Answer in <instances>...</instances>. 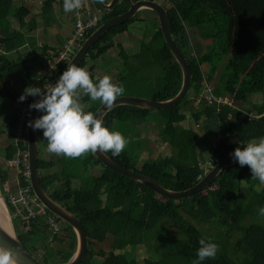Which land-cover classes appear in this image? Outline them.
Segmentation results:
<instances>
[{"label":"trees","instance_id":"16d2710c","mask_svg":"<svg viewBox=\"0 0 264 264\" xmlns=\"http://www.w3.org/2000/svg\"><path fill=\"white\" fill-rule=\"evenodd\" d=\"M97 1L98 10L94 7V1H90V4L86 2L90 13L101 9L106 15L95 29L86 33L84 41L100 26L126 13L130 8L128 0L121 4L119 0H115L109 8L106 6L110 3ZM152 1L166 9L174 43L191 67L189 94H192V99L189 103L188 95L182 103L184 106L180 104L165 111L117 107L108 112L103 120L104 125L112 130L115 124H122L126 120H147L151 115L160 116L164 125L157 137L163 147L169 145L173 149L171 157L149 160L136 168L133 159L124 150L116 156L111 151L107 154L124 168L148 176L168 190L185 191L200 181L203 176L202 163H209L213 168L231 157L230 153L239 146V143L233 144L232 139L246 144L264 137V101L256 103L259 96L264 99V0ZM55 2L56 0H46L42 9V17L46 16V21L43 22L47 27L52 25L50 13ZM14 3L15 0H0V50L4 53V56H0V80L6 75L15 74L21 68L19 63H11L5 55L22 48L26 33L36 30L39 25L37 17L27 21L32 12L22 4L13 14ZM10 20L17 23L19 31L11 30ZM154 20L143 37L146 46L156 48L155 45L159 43L150 52L149 62L138 53L125 61L113 59L119 64L113 82L123 85L122 95H149L144 90V86H147L152 90L149 100L164 101L173 98L180 91L182 72L164 41L158 19ZM134 21L133 18L110 29L84 57L79 67L85 68L94 79L95 66L89 62H95L112 50L115 46L114 39L124 35ZM195 28L201 31L204 40L214 42V51L196 56L192 54L191 51L195 50L191 47L189 30ZM57 52L58 50L45 47L42 55L49 57ZM76 53L77 51L74 55ZM254 65L259 69L255 75L261 76L262 85L248 92L244 103L252 106L255 117L251 116L249 110H233L228 105L219 106L216 103L211 106L202 103L199 113L192 109L191 103L200 98L206 84L213 86L214 97H228L230 101L234 99ZM65 67L66 65L59 66L57 75L60 76ZM105 72L108 73L107 70ZM47 81L45 78L30 80L28 86L43 88ZM9 96L19 104L25 102H20L10 91L5 92V95L0 93V100ZM80 103L84 111L93 114L102 104L100 100L92 101L83 91L80 93ZM182 106L188 108V111L184 112ZM189 116H192L197 125L204 117L203 128L211 139L206 135V139L200 141L196 129L184 128L183 124ZM16 119L17 116L4 124L9 135L14 132ZM41 136L44 139L42 130ZM201 142L212 144L213 146H209L211 151L206 150L208 148L205 143L201 146ZM199 147L203 149L201 152L198 151ZM87 153L83 162L85 171L90 167H101V173L97 177L90 176L83 186L74 188L71 185L74 176L69 174L61 190H55L52 194L47 192L55 202L77 216L84 226L90 249L83 264H140L136 255L142 247L148 252L157 253V258L149 256L144 264H193L201 238L218 245L216 256L205 259L202 264H264V217L258 215V209L264 206V186L252 178L247 165L240 167L238 164L225 169L206 191L177 201L157 196L147 187L104 167L92 152ZM15 154L16 148L9 144L5 149V161L10 162ZM66 160L67 157L62 162L66 163ZM68 163L66 167H69ZM38 167L41 184L45 189L46 182L57 176L46 174L54 167V163L39 158ZM7 180L8 174L0 166V188L3 195L2 188ZM105 190L109 194H105ZM135 191L143 194L145 199L140 200L139 196L134 195ZM56 219L64 224L62 235L51 237L45 227L38 228L36 225H32L31 230L26 233L16 228L25 248L35 245L37 240L46 245L66 242V254L61 252L51 255L46 247V258L41 260L43 264H64L76 251L73 230L59 218ZM110 236L113 240L111 252L106 253L101 249L95 254L93 244L104 242ZM39 237H43V240L40 241ZM232 239L237 240L241 247L239 252L233 254L229 251L235 244ZM95 255L103 262L95 260Z\"/></svg>","mask_w":264,"mask_h":264},{"label":"rangeland","instance_id":"374dc122","mask_svg":"<svg viewBox=\"0 0 264 264\" xmlns=\"http://www.w3.org/2000/svg\"><path fill=\"white\" fill-rule=\"evenodd\" d=\"M90 1L95 2L94 7H95V9H97L98 5H99L98 1L97 0H86V2L88 4H90ZM159 1H162V0H159ZM45 2H46V0H15V3L13 4V8H12L13 14H14V12L22 4L25 8H27L29 11L32 12V16H30L28 18V20H30L31 18H34V17H37L38 19H40V23H41L40 31L38 33H35V34L37 37L36 38L37 41L41 44V47H39V48H41V51L43 50L44 46L50 44L47 40V36L43 33V30H42L43 25H45L44 22L42 23V19H43V17H42L43 10L42 9L44 7ZM87 3H85V1H81V8L83 7L84 9H86L87 11L90 12V8L87 5ZM119 4H121V2H119ZM62 6H63V0H56L55 4L53 5V8H55V13H56V17H57V24H56L57 29L54 31L50 30L49 33H51V35H56L58 33V29L63 28V26H65V24L70 26L69 27L70 31L73 29L74 21H72V16H73L75 10L71 11L70 14H69V12L65 14V16L72 14V16L66 17L69 19V21H68V20H66L65 16L62 14V9H61ZM102 11L103 10L99 9V12H96V14L99 15L100 13H102ZM33 12H34L35 16L33 15ZM154 18H156V16L152 13L139 12L137 14V16L134 18L135 21L129 25L127 32L124 35H119L114 39L115 40V46L112 50H110L109 55L106 54L104 57L99 58L95 62H91V61L89 62L95 66L94 80L102 78L105 75H108L111 77L112 81H114V74H116L117 73L116 71L119 70V64L114 62L113 59H117L119 61L120 60L125 61L131 55L138 53L142 56V58H144V60L149 62L150 52L155 50L159 46V43H157L155 45L156 48L150 47L149 45L146 46L145 42L143 41V37L147 33V30H148V27H150V24H153V22L155 21ZM44 20H46V16H44ZM9 22H11V24H12L11 30L17 31L18 27H17L16 22L14 20H10ZM53 26H55V24ZM50 29H51V27H50ZM60 31H62V30H59V32ZM189 34L191 37V47H193V49L195 50V51H193V50L191 51L194 56H196L198 54L208 53V52L214 51V49H215L214 42L212 40H204L202 38V34H201V31L199 29L195 28V29L189 30ZM54 37H56V36H54ZM54 37L51 36L50 39L53 40ZM60 40H61V38H55V41H60ZM153 42H155V40ZM49 46L58 47V45H49ZM62 47H63V45H62ZM23 57H24V61L21 60L19 62L20 64L22 63V67L20 69V71H22V73L19 74L20 77H25L26 74H29V76L31 75V77H32V75L34 76V74L36 75V73H32V68L34 66L33 65L34 60H31L30 58H26V56H23ZM8 58L10 60H13V61H19V59H16L15 57H8ZM106 60H109L110 62L108 64H105ZM89 66H90V64H89ZM89 66H87V69H89ZM106 70L108 73L105 72ZM258 70L259 69H258V67H256V65H254L252 67V70L249 74L250 78L246 77L243 80V85H242L241 89L238 91V93L236 94L234 99H232L230 102H228L229 103L228 105L233 110H245V111L249 110L252 117H255L254 116L255 111L253 112L254 109H252V106L245 104L244 100H245L246 94L248 92L252 91V89H254V87H260L262 85L261 76L255 75V73ZM102 71L104 73H102ZM10 75H12V74L6 75L3 78L10 76ZM98 75L100 77H98ZM217 78H218V74H217ZM32 80L36 81L35 76L32 78ZM0 88H1V90H3L6 88V86L3 88L0 86ZM150 89H151L150 87L144 86L145 92H147V93L149 92L148 93L149 95H151L150 92H152V90H150ZM22 91H24V89L22 87L20 89H17V91L14 90V92L17 95H21ZM80 93H81V90H79V95H80ZM202 94H203V92H202ZM149 95L142 94V95H135V96L148 99ZM191 99H192V94H189V97H188L189 103H190ZM257 99L258 100L256 101V103H258V104H261L264 101L262 96H259ZM3 105H4V102H2V100H0V106H3ZM191 105H192V109L195 112H197V113L201 112V108H200L201 105H199L197 101L192 102ZM183 106H182L183 111L187 112L188 108L183 107ZM4 121H5V117L0 118V166H3V171L7 175V174L11 173V169L8 168V166L6 164L7 162H5V148L8 146V144L10 143L12 138L9 136L7 129L5 128V126L3 124V123H5ZM203 122H204V117L197 125L194 122L192 116H189L188 120L183 124V126H184V128H189V129H194V130L196 129V131L199 132V134H198L199 140L204 141L207 136L210 139H211V137L206 134V131L203 128ZM163 125H164V123L162 122L160 116H156V117L154 116L153 117L151 115L150 118L147 120L131 119V120L124 121V123H122V124H120V123L115 124L114 128L112 130L118 131L124 137H126L128 142H127V144L123 150L126 151L129 154V156L133 159L134 166L136 168H140V164H143L146 161L159 160V159L164 160L166 157H171L173 155V149L170 148L169 145L163 147L162 142L157 137L158 132H160V130L163 128ZM14 127H15V125H14ZM10 135H11V133H10ZM208 141H209V139H208ZM232 142H233V144H238V142L235 139H232ZM204 143L205 142H201V146H204L203 145ZM46 146H47L46 142L39 140L38 152H40L39 158L41 160H44L47 156L45 154V147ZM209 146H213V145L205 143V147L208 148L206 150L211 151V149H210L211 147H209ZM202 150L203 149L201 147L198 148L199 152H201ZM87 155H88V153H84L81 156L75 157V158L67 157V159H69V160H67L66 163L69 162L68 163L69 167L67 166L65 168V172L74 176V178H73V180H75L73 182V186H75L74 188H77L79 186H83L85 184L84 181L89 179L90 176L97 177L101 173V167H96V168L90 167L87 171H85L83 162H84L85 156H87ZM137 159H138V162H137ZM201 167L203 170V176L211 170L209 163H206L204 165L202 163ZM12 174H13V172H12ZM11 180H12L11 189L14 190L16 187H15L14 178H12V176H11ZM11 180H9V178H8L6 183L10 182ZM2 189H4V187ZM47 191L49 192L48 189H47ZM104 193L109 194V191H107V193H106V190H105ZM134 195L139 196L140 200L145 199V196L138 191H135ZM118 218L120 219V216H118ZM62 228H64V224H62ZM19 230L22 233L23 232L26 233V231L23 229L19 228ZM21 232H19V234H21ZM62 234H63V232L60 235H62ZM51 237H52V235H51ZM39 240L42 241L43 237L42 238L39 237ZM232 242H234L235 244H233L229 248V251L231 254H233L234 252H237L238 250H241V247L239 246L240 244L237 240L232 239ZM34 244L35 245H32L30 247L28 245V246H26V248L29 252L32 251L33 254L40 261L42 260V258H46L45 257V255H47L46 254V247H48L51 255H57L61 252L66 254L68 252V249L65 247L67 245L66 242H63V244H61L60 242H56V243H49V245H46V244L38 242V240H37L34 242ZM112 245H113V240H112V237L110 236L104 242L94 243L92 246V250L95 254L101 249L103 251H105L106 253H110ZM30 249H31V251H30ZM136 256L138 258V262L140 264H144L145 260L149 256H151L152 258H157V253L156 252H150V251L148 252L147 249L142 247L141 251L138 252ZM240 256H241V254H240ZM94 258L98 262H103L102 259H98L97 255H95ZM233 258H235V257H233ZM57 259H60V258H57Z\"/></svg>","mask_w":264,"mask_h":264},{"label":"clouds","instance_id":"9594fccd","mask_svg":"<svg viewBox=\"0 0 264 264\" xmlns=\"http://www.w3.org/2000/svg\"><path fill=\"white\" fill-rule=\"evenodd\" d=\"M80 7L81 0H63L65 13ZM55 76L54 84L50 83L43 88L28 86L18 97L20 102L25 101L22 109L26 102L37 99L29 105V108L38 110L42 115L35 120H30L28 124L34 130H42L44 140L47 141V151L71 158L97 151L100 153L111 151L113 156L118 155L128 142L126 137L105 126L102 120L92 112L84 111L80 103L79 90L87 94L91 100H100L102 104L111 106L113 101L122 95L123 85L114 83L108 75L94 80L85 68L75 64H68L60 76L56 71ZM35 78L43 79L42 76L40 78V74ZM215 99L212 103L219 106H227L230 102L228 97H215ZM223 101L226 102L223 104ZM212 103L203 104L211 106ZM238 143L239 146L230 153V156L240 167L247 165L252 178L264 186V137H259L246 144L241 141ZM202 178L203 176L200 180ZM258 215L264 217V206L258 209ZM49 234L52 235L50 232ZM198 243L200 247L196 250V259L193 264H202L205 259H212L216 256L218 251L216 243L204 238H201ZM13 258L10 249L0 246V264H13Z\"/></svg>","mask_w":264,"mask_h":264},{"label":"water","instance_id":"95a60500","mask_svg":"<svg viewBox=\"0 0 264 264\" xmlns=\"http://www.w3.org/2000/svg\"><path fill=\"white\" fill-rule=\"evenodd\" d=\"M115 0L107 5L109 8L113 6ZM151 12L156 16L166 45L168 46L172 56L177 64L180 66L182 72V85L180 91L171 99L164 101H152L146 98L122 95L117 97L111 106L101 104L94 115L98 116L102 122L108 112L117 107H133L148 111H165L175 108L182 104L189 95L192 83V70L184 57L183 53L176 46L170 30L169 18L166 9L158 2L152 0H138L130 4L128 11L119 15L107 23L100 26L84 43L77 53L73 56L68 64H75L79 66L84 57L95 44L110 30L116 28L136 17L139 12ZM67 64V65H68ZM65 67V70L67 68ZM64 70V71H65ZM42 113L33 109L30 120H35ZM29 120V121H30ZM38 130H34L28 124L27 132V148L29 155V171L30 181L34 194L38 201L44 206L48 212L59 218L63 223L67 224L76 236V251L73 256L64 264H83L89 252V239L87 232L77 216L68 211L67 208L55 202L51 196L45 191L41 184L39 167H38ZM93 155L101 162V164L109 169H112L116 174L139 183L149 190L154 192L157 196L167 200H183L190 198L195 194L206 191V189L215 181L219 174L225 169L238 165L232 157H228L219 162L215 167L203 176V178L192 188L185 191H172L162 187L152 178L142 175L141 173L124 168L114 160H112L107 153H100L97 151ZM0 246L10 249L13 253V264H43L35 256L29 253L22 245L16 232L13 220L9 213L5 197L0 188Z\"/></svg>","mask_w":264,"mask_h":264},{"label":"built area","instance_id":"2783aa9c","mask_svg":"<svg viewBox=\"0 0 264 264\" xmlns=\"http://www.w3.org/2000/svg\"><path fill=\"white\" fill-rule=\"evenodd\" d=\"M105 15V12L99 15L96 13L91 14L83 7L75 9L72 34L57 53L51 54L44 60L42 77L48 80L44 86L56 82L55 73L59 66L66 65L71 61L74 52L81 48L86 33L95 29ZM36 100L26 102L15 121L12 145L16 148V154L9 164L13 170L12 178H14L16 188L8 190L4 186V197L15 228L28 232L32 225H36L38 228L45 227L53 236H58L64 231V228H62L56 217L38 201L30 181L27 132L28 122L33 111L29 108V105ZM213 100H216L213 95V87L206 84L203 94L197 102L198 104L203 102L208 105ZM225 102L223 101V104Z\"/></svg>","mask_w":264,"mask_h":264},{"label":"crops","instance_id":"0c3cea01","mask_svg":"<svg viewBox=\"0 0 264 264\" xmlns=\"http://www.w3.org/2000/svg\"><path fill=\"white\" fill-rule=\"evenodd\" d=\"M103 2L111 3L112 0H103ZM85 3H86V1H85ZM61 9H62V14L65 16L66 13L63 10V6H62ZM70 13L71 12H69V14ZM50 14L52 16L51 17L52 25L50 26L51 29H50V27H46L45 25H43L42 30H43V33L47 36V40L50 43L49 45H58V47L46 45V46H44V48L47 47L49 50L51 49V50H56L57 51V50H59L62 47V45L65 43L66 39L72 34L73 29L70 31V29H69L70 26L65 24V26H63V28L58 29V33L56 35H51V33H49V31L50 30L54 31V30L57 29L56 28L57 27L56 26L57 17H56V13H55V8H53V10L51 11ZM33 15H34V12H33ZM30 16H32V15H30ZM69 16H72V14L65 16V18L69 17ZM28 18H27V21H28ZM66 20L69 21L68 18H66ZM43 21H44V18L42 19V23H43ZM72 21H74L73 16H72ZM38 24L39 25H38V28L36 30L28 32L24 36V38H23L24 45H23L22 48H20L18 51L9 52L5 56L11 63H16V62L19 63L21 60L24 61V57L23 56H26V58H30L31 60H34V63H33L34 66L32 68V73H36V75L34 74L35 77L38 74H40V78H41V76L43 75L42 74V70H43V67H44V60L47 57H44L42 55L41 48H39V47H41V44L36 39L37 37H36L35 33H38L40 31V25H41L40 19H38ZM54 24H55V26H53ZM11 27H12V24H11ZM17 27H18V25H17ZM17 30L19 31V27H18ZM59 30H62L63 32L62 31L59 32ZM51 36H53V37L56 36V37H54L53 40H52V39H50ZM55 38H61V40L60 41H55ZM109 52L107 53L108 55H109ZM0 56H4V53H3L2 49L0 50ZM8 57H15L16 59H19V61L10 60ZM109 62H110L109 60H106L105 64H108ZM19 65L22 67V63L21 64L19 63ZM20 69L15 74H12V75L7 76L5 78H2L0 80V86L2 88L6 86V88L3 89V90H1V88H0V93L5 95V92L10 91L11 94H14V96L19 97L20 95H17L14 92V90L17 91V89H20L21 87L23 89H25L30 84V80L34 81V80H32V78L34 77L33 75L31 77V75L29 76V74H26L25 77H20L19 74L22 73V71H20ZM102 73H104V72L102 71ZM98 77H100V76L98 75ZM22 93H23V91H22ZM6 98L7 99H5V98L1 99L2 102H4V105L0 106V118L5 117V121H4L5 123H3V124H7L10 121H12L14 119V117H16L18 115V113L20 112V110L22 109V106H23V104L17 103L18 101L17 102L14 101V99H12V96H9V97H6ZM9 136L11 138H13V131H12L11 135H9ZM38 140H42L43 142L47 143V141L44 140L42 138V136H41V130H38ZM9 144H12V140L10 141ZM39 154H40V152H39ZM45 154L47 156H46V158L44 160L54 163V167L50 171L46 172V174H50V175L56 174L57 175L56 177H51V179H49L46 182V184H45L46 191L48 189L49 192L48 191L47 192L52 194V192H54L55 190H61L63 188L64 181L66 179H68L69 173L65 172V168H66L67 163H63L62 162V159L63 158L65 159V157L62 154L61 155H56V154H53V153H49L47 151V146L45 147ZM38 159H39V155H38ZM67 160H69V159H67ZM6 164H7L8 168L11 169V173L8 174V178H9V180H11V176L13 175L12 174L13 170H12L9 162H7ZM39 174H40V171H39ZM74 181L75 180L72 179V182H71L72 186H73V182ZM11 182H12V180L10 182L4 184L8 190L11 189ZM73 187H75V186H73ZM8 190H5V191H8Z\"/></svg>","mask_w":264,"mask_h":264},{"label":"flooded vegetation","instance_id":"af4514ba","mask_svg":"<svg viewBox=\"0 0 264 264\" xmlns=\"http://www.w3.org/2000/svg\"><path fill=\"white\" fill-rule=\"evenodd\" d=\"M124 0H119V2H123ZM136 1H138V0H128L127 2L129 3V4H131V3H135ZM143 12H147V11H143ZM148 13H151V12H148ZM89 249H90V246H89ZM33 254V253H32ZM34 255V254H33ZM35 256V255H34ZM37 258V257H36Z\"/></svg>","mask_w":264,"mask_h":264}]
</instances>
